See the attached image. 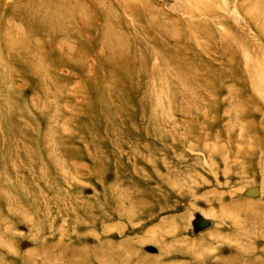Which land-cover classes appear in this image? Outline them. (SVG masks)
Returning a JSON list of instances; mask_svg holds the SVG:
<instances>
[{
    "label": "rangeland",
    "instance_id": "obj_1",
    "mask_svg": "<svg viewBox=\"0 0 264 264\" xmlns=\"http://www.w3.org/2000/svg\"><path fill=\"white\" fill-rule=\"evenodd\" d=\"M0 264H264V0H0Z\"/></svg>",
    "mask_w": 264,
    "mask_h": 264
},
{
    "label": "bare ground",
    "instance_id": "obj_2",
    "mask_svg": "<svg viewBox=\"0 0 264 264\" xmlns=\"http://www.w3.org/2000/svg\"><path fill=\"white\" fill-rule=\"evenodd\" d=\"M260 30V29H259Z\"/></svg>",
    "mask_w": 264,
    "mask_h": 264
}]
</instances>
